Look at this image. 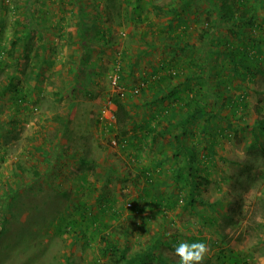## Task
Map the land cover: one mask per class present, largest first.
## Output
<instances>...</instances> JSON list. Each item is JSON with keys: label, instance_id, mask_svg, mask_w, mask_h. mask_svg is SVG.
<instances>
[{"label": "rangeland", "instance_id": "374dc122", "mask_svg": "<svg viewBox=\"0 0 264 264\" xmlns=\"http://www.w3.org/2000/svg\"><path fill=\"white\" fill-rule=\"evenodd\" d=\"M186 1L0 0V264H125L144 253L130 239V182L138 180L126 155L133 127L162 123L175 94L143 65L152 54L147 46L161 36L160 26L164 32L191 23L180 32L188 39L200 35L210 26L208 14L220 23L213 37L218 55L259 58L258 69L239 80L218 57L215 66L226 80L218 81L216 116L202 114L203 92V99L186 104L201 113L186 122L225 125L220 137L234 153L218 163L216 179L199 176L203 193L192 209L211 218L204 264H264V0H228L233 9L222 12L216 0ZM234 15H245L236 32ZM161 39L158 44H174ZM118 63L123 85L131 91L142 84L140 93L122 98L113 90ZM117 98L132 113L126 135L115 117L107 118ZM187 210L189 224L194 216ZM113 240L114 251L108 249ZM160 248L132 264H178L170 248Z\"/></svg>", "mask_w": 264, "mask_h": 264}, {"label": "crops", "instance_id": "0c3cea01", "mask_svg": "<svg viewBox=\"0 0 264 264\" xmlns=\"http://www.w3.org/2000/svg\"><path fill=\"white\" fill-rule=\"evenodd\" d=\"M186 2L182 3L181 6L185 5ZM181 25L176 26V28L174 25H168L167 30L163 28L164 32H161V26L158 27L161 36L152 38L153 42L147 46V51L151 50L152 54L148 60L145 59L143 64L148 66L156 81L161 78L167 79L163 85L174 90L175 94L171 97V103L170 98L166 101V110L161 116L164 119L162 123L157 121L158 124L151 122V124L146 125L142 122L141 126L136 124L138 127H133V132H131L132 138L129 141V152L126 156H129V160L134 162L132 164L135 171L134 176L138 181L134 182L135 185L130 182L131 208L129 213L135 219L130 239L137 242L139 247L143 248L144 246L145 250L144 253H142L143 251L136 253L140 258L134 263L157 253V245H161L160 249L162 250L170 248V251L166 252H171V256L179 261V257L175 255V247L181 241L189 243L207 241L210 243L211 235L209 232L211 227L209 226L211 225V218L202 217L199 214L195 215L192 209L199 205V199L196 198H201L199 194L203 193L199 176L208 175L210 179H216L219 176L218 173L222 172V166L219 170L218 163L231 161L234 153L230 152V143H225L224 139L220 137V133L224 130L222 127L225 125L221 124L219 127L217 121L207 123L202 121L186 122V118H194L193 116L199 118L201 114L198 111L199 107L194 108V106L191 107L186 104L191 99L194 102L203 99L202 94H200L203 92L204 96H207L205 100L207 106L203 107L202 114L214 110L213 113L216 116L217 111L222 110L217 105H212V103L215 104L218 97L216 90L219 79L224 82L226 80V78H220L219 71L215 66L220 57L222 66L225 64V67H228L226 70L231 69L232 73L236 75L232 74V76L238 77L239 80L247 79L246 75L253 71L252 68L244 71L247 68L233 65L225 50L221 55H218L219 52L215 48L216 44L212 37L199 40L198 36H195L188 39V36L180 31L183 29L190 31L189 26L192 24L183 23ZM171 31L177 35H173L175 33ZM164 35L167 41L174 44H158L157 40L162 41L161 38ZM247 53L251 59L257 60L259 58L254 53ZM235 60L239 61L241 57L236 56ZM169 69L170 71H168ZM173 69L177 70V74L174 73L173 78L175 79L169 80L167 75ZM227 71L226 73H228ZM168 92H170L169 89ZM184 114H187V117L180 122L177 117ZM254 143L257 141L255 140ZM195 162L205 163V166L193 165ZM190 173L192 176L189 175ZM118 200H122L121 197ZM119 204L118 209L114 207L117 213L122 212L123 204L121 202ZM166 209H171V211ZM172 210L175 213H171ZM185 210L191 211L194 219L197 218L201 223L193 225V227L190 220L194 219H189V224H186ZM179 211H184V213L181 214ZM166 213L169 214V217L177 220L171 222L169 218H164ZM104 222L105 220H102V225ZM151 242H153L152 247ZM138 245L135 244L136 249Z\"/></svg>", "mask_w": 264, "mask_h": 264}, {"label": "trees", "instance_id": "16d2710c", "mask_svg": "<svg viewBox=\"0 0 264 264\" xmlns=\"http://www.w3.org/2000/svg\"><path fill=\"white\" fill-rule=\"evenodd\" d=\"M216 4L220 6V9H219V12H222L224 10H232L233 9V6L228 2V0H216ZM187 4L183 5V6H180V7H186ZM220 14V13H219ZM213 16V14H212ZM245 15H242L241 17L239 16H229L230 18H232V23L230 24L231 28L233 29V31H238L237 27L242 24L241 22L243 21V18H244ZM207 17H209V27L203 29V31L200 33V35H198V39L199 40H204V38H207V37H214L215 35V31H216V26H218L220 23H219V20L218 21H212L210 18H211V15H207ZM222 19L220 16L218 17V19ZM222 24H225V26L227 25L226 23H222ZM227 53V57L229 58V60L233 63V65H239V66H243L249 70H251V68L253 70H257L258 67L255 66V62H257L256 59H251L249 58V54L248 53H243L240 55L241 57V60L239 61H236V52L234 51H231V52H226ZM242 60H246V61H242ZM254 60V61H253ZM165 70V69H164ZM170 70V69H169ZM261 70V69H260ZM168 72V71H166ZM174 72V71H173ZM161 78V77H160ZM161 83V85L163 83H165L167 81V79H158L157 82ZM165 81V82H164ZM157 82H154L152 85L154 86V84H157ZM119 96V95H118ZM120 97V96H119ZM113 102H115L116 106H117V110L115 111V118H116V121H117V124H118V127L119 129L121 130V134L123 135H126L128 130H129V124H130V121L132 119V113L130 112V110L127 108V105L126 103L122 102L120 99H114ZM191 169V172H192V168L190 167ZM189 175L192 176V173H190ZM194 197H193V201H194ZM108 249L109 250H117L118 248V245L115 244V241H110L108 242ZM140 257L138 255L136 256H133V257H130V258H125L126 260V263L125 264H132L134 263L137 259H139Z\"/></svg>", "mask_w": 264, "mask_h": 264}, {"label": "clouds", "instance_id": "9594fccd", "mask_svg": "<svg viewBox=\"0 0 264 264\" xmlns=\"http://www.w3.org/2000/svg\"><path fill=\"white\" fill-rule=\"evenodd\" d=\"M207 245L203 242L181 241L175 247V255L179 257L178 264H204Z\"/></svg>", "mask_w": 264, "mask_h": 264}, {"label": "built area", "instance_id": "2783aa9c", "mask_svg": "<svg viewBox=\"0 0 264 264\" xmlns=\"http://www.w3.org/2000/svg\"><path fill=\"white\" fill-rule=\"evenodd\" d=\"M123 78L122 77V68L120 63H118L114 69V72L111 74V84L113 87V90L122 98H126V96L128 95V93H132V94H138L141 91L142 88V84L141 85H137L136 87H134L131 91H129L124 85H123ZM106 110H105V114H106ZM110 114V116L107 115V118H114L115 117V113L114 110L112 109V111L108 112Z\"/></svg>", "mask_w": 264, "mask_h": 264}]
</instances>
